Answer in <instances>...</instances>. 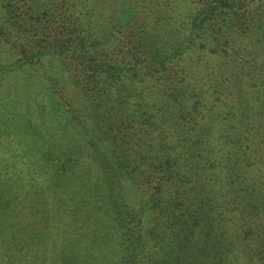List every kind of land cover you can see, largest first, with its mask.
I'll use <instances>...</instances> for the list:
<instances>
[{"label": "trees", "instance_id": "trees-1", "mask_svg": "<svg viewBox=\"0 0 264 264\" xmlns=\"http://www.w3.org/2000/svg\"><path fill=\"white\" fill-rule=\"evenodd\" d=\"M6 1L83 106L0 176V264H264V0Z\"/></svg>", "mask_w": 264, "mask_h": 264}, {"label": "rangeland", "instance_id": "rangeland-1", "mask_svg": "<svg viewBox=\"0 0 264 264\" xmlns=\"http://www.w3.org/2000/svg\"><path fill=\"white\" fill-rule=\"evenodd\" d=\"M7 5L6 0H0V10L5 12ZM16 10L8 9V15H0V22L10 16L17 28L20 21ZM9 47V42L0 40V60L5 64V68L0 66V176L4 179L13 178L17 171L27 168L26 147L31 145L37 154L48 144L52 145L64 128H76V123H81L77 112L83 106L76 97L77 89L66 86L65 77H59L61 72L57 71L56 62H45L46 66L42 68L41 62L12 70L9 63L13 54L8 51ZM48 73L58 76V81L47 79ZM30 94L37 95L29 106Z\"/></svg>", "mask_w": 264, "mask_h": 264}]
</instances>
